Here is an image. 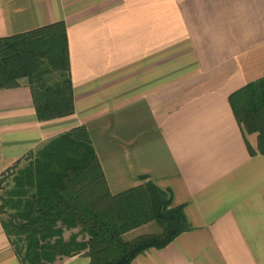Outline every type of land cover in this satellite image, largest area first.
I'll return each mask as SVG.
<instances>
[{
  "label": "crops",
  "instance_id": "0c3cea01",
  "mask_svg": "<svg viewBox=\"0 0 264 264\" xmlns=\"http://www.w3.org/2000/svg\"><path fill=\"white\" fill-rule=\"evenodd\" d=\"M59 22L74 112L40 122L26 80L0 90V176L83 126L110 197L151 183L191 228L130 264H264V156L229 104L264 79V0H0V38Z\"/></svg>",
  "mask_w": 264,
  "mask_h": 264
},
{
  "label": "trees",
  "instance_id": "16d2710c",
  "mask_svg": "<svg viewBox=\"0 0 264 264\" xmlns=\"http://www.w3.org/2000/svg\"><path fill=\"white\" fill-rule=\"evenodd\" d=\"M65 30L59 22L0 38V90L26 80L40 122L74 112ZM52 72L61 81L49 85L46 75ZM229 104L242 132L256 134L255 148L247 145L250 154L264 156V79L230 95ZM93 151L86 128L73 127L50 140L23 168L6 171L13 169L7 174L12 186L0 196V222L21 264H53L79 254L89 264H130L191 230L183 209L172 206L170 192L151 183L110 197L102 189ZM148 223L157 224L159 232L125 237ZM73 229L78 231L64 239L65 231Z\"/></svg>",
  "mask_w": 264,
  "mask_h": 264
},
{
  "label": "rangeland",
  "instance_id": "374dc122",
  "mask_svg": "<svg viewBox=\"0 0 264 264\" xmlns=\"http://www.w3.org/2000/svg\"><path fill=\"white\" fill-rule=\"evenodd\" d=\"M47 78V84L49 85H54L57 81H61L60 78V74L58 72H52L50 74L46 75ZM252 135V134H251ZM28 162H23L19 165H17L14 169L15 170H19L21 168H23L24 166L27 165ZM12 169V170H13ZM12 170H10L9 172L4 173L2 176H0V196L4 195L8 190H10L11 186H12V177L8 176L7 174L10 173ZM13 176V173H12ZM1 218H6L5 216H1ZM159 227L157 226V224L155 223H148L146 225H143L137 229H135L132 232H129L128 234H126V238L127 239H132L134 237H137L139 235H147V234H155L159 232ZM78 231V229H73L70 231H65L64 233V239H67L70 235L69 234H75ZM85 237V236H84ZM83 235L80 234V236L78 237V240H82Z\"/></svg>",
  "mask_w": 264,
  "mask_h": 264
}]
</instances>
